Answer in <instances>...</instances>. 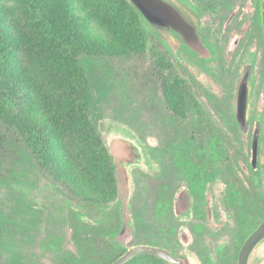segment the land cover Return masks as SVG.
Here are the masks:
<instances>
[{
	"label": "rangeland",
	"instance_id": "obj_1",
	"mask_svg": "<svg viewBox=\"0 0 264 264\" xmlns=\"http://www.w3.org/2000/svg\"><path fill=\"white\" fill-rule=\"evenodd\" d=\"M8 1L0 3L10 7L20 21L15 32L21 31L24 16L18 13L17 0ZM78 4L76 9L86 15L81 16V26L84 33L94 36L97 52L88 65L95 93L93 120L106 144H131L139 154L137 162L127 164L133 231L118 239L124 216L116 167L108 173L94 157L80 156L92 153L86 146L76 143L79 148L73 150L68 142L63 150L55 144L61 171L42 169L15 136L0 145V264H112L127 247L143 243L169 248L196 264H239L243 242L262 219L264 209L259 208L252 178L250 136L236 131L225 110L233 105L230 95L237 72L253 63L260 73L264 62L254 5L242 0L237 16L229 17L231 11L220 9L209 17L204 8L188 4L199 15L202 38L218 49L203 58L186 46L173 50L140 25L129 31L125 0H79ZM2 19L7 21L4 15ZM124 28L141 48L133 57L119 55L127 45ZM193 94L200 99L209 126L216 128L221 154L228 160L211 166V180L204 189L198 186L192 212L181 215L176 199L183 191L190 192L192 182L182 160L188 137L198 133L207 146L211 136L209 130L196 131L198 111L188 99ZM24 99L39 111L30 93ZM254 116L256 120L262 117ZM0 133L7 134L1 122ZM193 149V162L202 164L204 176L208 148ZM66 150L76 157L79 168L69 163ZM259 157L264 167V146L259 148ZM172 193L173 208L164 203ZM93 250L99 251V259L93 257ZM126 264L173 263L142 254ZM247 264H264V238L253 248Z\"/></svg>",
	"mask_w": 264,
	"mask_h": 264
},
{
	"label": "trees",
	"instance_id": "obj_2",
	"mask_svg": "<svg viewBox=\"0 0 264 264\" xmlns=\"http://www.w3.org/2000/svg\"><path fill=\"white\" fill-rule=\"evenodd\" d=\"M125 1L128 4L129 31H135L140 25L151 34V29L144 26L135 7ZM78 3L79 0H17L18 13L24 16L22 20L26 23L18 32H15V25L19 27L20 21L13 17L9 6L6 9L0 3V122L7 134L12 135L0 133V145L16 136L17 141L30 150L32 159L40 168L58 172L61 169L55 156L59 150L55 149V144L58 143L61 150L67 149L68 142L73 144V150L79 148L76 143L83 144L92 153L80 156L85 159L94 157V161L102 162L111 174L115 171L113 156L92 116L95 93L88 65L97 56L92 43L94 36L84 33L81 26L84 18L81 16L86 15L76 9ZM3 15L7 17L6 22ZM124 29L122 35L127 37V45L119 50V55L133 57L140 53L141 48L126 31L128 28ZM185 48L195 54L190 48ZM28 93L39 111L26 105L24 98ZM191 96L188 99L194 102L199 113L196 119L198 128L203 129L207 119L205 112L200 99L194 94ZM194 135H189L187 145L191 147L187 146L182 158L188 177L195 169L193 146L200 141L196 138L195 142ZM66 151L69 163L79 168L76 157ZM200 186L202 189L205 187L204 179ZM164 203L173 208L174 194L167 195ZM93 252V257L99 259V251Z\"/></svg>",
	"mask_w": 264,
	"mask_h": 264
},
{
	"label": "water",
	"instance_id": "obj_3",
	"mask_svg": "<svg viewBox=\"0 0 264 264\" xmlns=\"http://www.w3.org/2000/svg\"><path fill=\"white\" fill-rule=\"evenodd\" d=\"M139 13L143 23L149 27L163 42L167 43L173 50L180 46H186L203 58H209L212 55L211 49L203 40L200 29L201 22L199 15L188 4L182 0H129ZM263 16H264V0ZM250 82L249 75L244 72L241 76L236 97V107L239 115L237 118L242 125L247 124L249 115H240L239 106L243 102L249 101L247 95V85ZM260 133L257 129L253 142V163L256 165L259 155ZM128 149H131L128 147ZM130 160L137 156L136 148L132 145ZM129 155V151L127 150ZM126 153V154H127ZM125 154V155H126ZM119 157L113 158L117 180L119 199L123 209V229L118 239L126 238L132 234L133 228L131 218L128 215V194L129 178L127 173L128 162ZM124 155V156H125ZM177 212L181 215H188L192 212L193 197L189 191L180 193L176 202ZM264 233V224L256 230L244 244L240 256L239 264H247V259L255 242ZM147 254L157 257L160 260L173 264H196L191 258L183 255H177L169 248L153 244H136L127 247L126 251L119 256L112 264H126L138 255Z\"/></svg>",
	"mask_w": 264,
	"mask_h": 264
},
{
	"label": "flooded vegetation",
	"instance_id": "obj_4",
	"mask_svg": "<svg viewBox=\"0 0 264 264\" xmlns=\"http://www.w3.org/2000/svg\"><path fill=\"white\" fill-rule=\"evenodd\" d=\"M184 2H186L187 4L191 5L193 8H204L206 11V14L209 15V17H213L216 14H219L220 9H224L225 11H231L229 13V17H235L237 16L238 12L242 9V0H182ZM251 4H253L254 6V10L256 12V15L258 14L257 17V29L258 32L261 34L263 41H264V16H263V2L262 0H250ZM255 1V3H254ZM234 9V10H233ZM204 39V38H203ZM204 41L206 42V44L210 47V49L212 50L213 53H218V49L216 48V45H214L212 42H210L209 40L204 39ZM184 49H186L184 47ZM187 50V49H186ZM208 72L210 74H213L212 70H208ZM244 72H246V74L249 75V80L250 82L247 85V95L249 96V101L247 102H243L240 106H239V111H240V115H252L249 118V121L247 122L245 128L243 129V127H241V125L239 124V120L237 118V115H239L238 111H237V107H236V97L238 94V86H239V81L241 76L244 74ZM238 80L235 83V85L233 86V90L232 93L230 95L231 100L233 99V105H229L226 106L227 110L226 111V115H231L232 117L230 119H232L233 124L236 128V131L240 130L242 132V135L246 134L249 135L251 137V141H250V137L248 138V145H250L251 142V163H250V167H251V171H252V178L254 180V184L257 190V194H258V201H259V208L264 209V188L262 183L264 184V167L261 164L260 161V157L257 160L256 165L253 163V142H254V136L255 133L258 129L259 133H260V151L264 146V62L261 68V72L257 73L255 71V66L252 63L250 65V67L247 68V70L241 69L240 72L238 73ZM209 96V95H208ZM257 104L259 106H257ZM199 115V113H198ZM204 115H207L206 113ZM254 115H262L261 118H258L257 120L255 119ZM210 121L207 117L206 121L204 122L205 128L203 129H196V131L202 130L203 132L206 130L210 131V141L209 144L207 146L203 145V143H201V138H198V135L196 136V134L193 136V140L196 142V138L199 142H196L195 146L196 149L199 150H205L206 148H208V154H209V160H207V162L204 163V169H205V174L204 176H202V171H201V167L202 164H197L195 163V161L193 162V166H194V172L192 173V182H191V186H190V193L192 195V197H194V195H196V192L198 190V186L200 185V181L204 179L205 185L211 180V173H212V167L211 166H215V163L219 160H224L227 161V158H224L223 155L221 154V143L219 142V137L216 135V128L215 127H210L209 124ZM232 133V132H231ZM195 149V150H196ZM196 153H198L196 151ZM195 153V155H196ZM198 155V154H197ZM195 160V159H194ZM204 189V188H203ZM179 196L176 199V202L178 201ZM176 205V204H175ZM256 215V213H255ZM264 224V215L262 217V219L258 222L257 226L254 227L253 232H251L247 238L244 240L243 245L240 249V252L244 246V244L246 243V241L249 239V237L256 231L258 230L262 225ZM264 238V233L261 235V237L255 242V244L253 245L250 254L253 250V248L256 246L257 243H259V241H261ZM240 252H239V256H240ZM249 254V255H250ZM249 258V256H248ZM248 260V259H247Z\"/></svg>",
	"mask_w": 264,
	"mask_h": 264
},
{
	"label": "crops",
	"instance_id": "obj_5",
	"mask_svg": "<svg viewBox=\"0 0 264 264\" xmlns=\"http://www.w3.org/2000/svg\"><path fill=\"white\" fill-rule=\"evenodd\" d=\"M110 147V151H111V154H112V156H113V158L115 157V156H117V157H119V155H118V153H120V155H122L121 157L123 158V159H125L127 162H128V164L129 163H133V162H137L138 161V159H139V154L137 153L136 154V158L135 159H132V160H130V154H131V152H133L132 151V145L131 144H126V143H124L123 145H119V146H116L115 144L114 145H112V146H109ZM128 147L129 148H131V149H128ZM134 147V146H133ZM135 148V147H134ZM127 150L129 151V155H128V153H127ZM136 152H137V150H136ZM127 153V154H126ZM126 154V155H125ZM125 155V156H124Z\"/></svg>",
	"mask_w": 264,
	"mask_h": 264
}]
</instances>
